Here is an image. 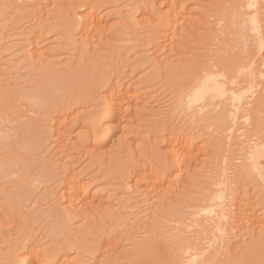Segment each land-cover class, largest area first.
<instances>
[{
	"label": "rangeland",
	"instance_id": "obj_1",
	"mask_svg": "<svg viewBox=\"0 0 264 264\" xmlns=\"http://www.w3.org/2000/svg\"><path fill=\"white\" fill-rule=\"evenodd\" d=\"M248 2L252 6L247 9V19L255 26L258 42L264 44V0H0V132H14L16 123L27 119L35 121L36 129L35 136L27 132L0 142V149L34 161L25 182L34 183L45 163L55 173L49 184L35 182L38 195L27 201L22 181L15 182L11 175L0 172V264L12 246L25 238V244L34 241L42 251L40 260L48 257L46 264H75L82 248L97 251L93 245L96 236L114 228L119 233L114 236L117 241L129 223L130 233L125 237L130 240L129 248L122 245L121 252H109L110 257L106 253L108 259L104 255L107 261L102 263L126 264L123 257H136L137 248L156 222L183 216L201 204L211 205L215 189L224 188L226 182H235L228 194L230 214L237 212L239 204L244 213L239 220L229 215L233 236L264 242V182L251 183L253 187L248 188L240 179L247 168L252 170L251 160L247 161L249 150L262 142L264 146V113L259 114L262 128L254 131L249 126L250 131L240 122L233 130L239 134L236 140L227 143L223 137L229 128L216 121L221 112L216 110L217 101L208 108L204 103L188 109L186 114L193 123L179 122L175 127L184 139L178 147L186 144L189 148L185 157L178 156L177 168L165 175L158 171L155 160L162 161L159 153L163 151L166 156L171 130L176 133L170 121L177 113L178 84L204 65L219 61L231 67L236 59L243 64L247 57L261 54H257L255 66L261 71L250 90L258 93L253 103L264 97V62L260 60L264 50L258 51L255 42L243 46L238 37L230 35L237 32L231 24L234 14ZM231 45L239 47L233 55L236 59L216 57V52ZM112 87L120 91L124 107L122 120L116 123L119 126L107 111ZM44 91H55L53 109H49L51 102L36 108L25 99L24 94ZM71 104L89 116L77 118ZM92 110L101 111L100 117L94 119ZM205 114L210 127L203 130L199 122ZM52 117L56 124H51ZM52 125L56 130H51ZM107 125L116 127L106 143H99L94 134L102 126L109 128ZM38 141L41 149L35 145ZM2 159L0 154V163ZM73 185L87 188L74 206L68 192ZM210 196L207 204L203 202ZM55 204L62 209L71 207L75 214L69 213L71 218L55 215ZM52 226L59 235H50ZM81 239L89 243L81 247ZM68 242L76 243L77 248L70 249ZM20 253L27 256V248ZM100 256L96 253V258L102 259Z\"/></svg>",
	"mask_w": 264,
	"mask_h": 264
},
{
	"label": "bare ground",
	"instance_id": "obj_2",
	"mask_svg": "<svg viewBox=\"0 0 264 264\" xmlns=\"http://www.w3.org/2000/svg\"><path fill=\"white\" fill-rule=\"evenodd\" d=\"M251 6H252V4L248 2L234 14V17L232 18L231 24L233 27H235L237 29V32L235 34H233L231 32L232 34H230V35L235 37V38L238 37L241 40V42H239V44L242 43L243 46H245V45L249 46L250 44H252L254 42L257 43L258 47H259L258 51H261V50H264V44L262 43V41L258 42L259 37L255 33V28H254L255 26L251 25L252 23H250L249 19H247V16H246L247 11H248L247 9H249ZM1 9H0V12H1ZM255 15H257V14H255ZM83 30L85 31L86 29H83ZM233 42L236 43L234 40H233ZM250 48H251V46H250ZM236 49L238 50L239 47L236 45H231L229 48L225 47V48L221 49L220 52H216L215 55L218 59L228 57V58H231L230 60L232 61V60L236 59L235 57H233ZM257 54L251 55L250 57H247L243 64L238 62L239 59L238 60L236 59L234 61V64L231 67L222 66L219 61H214V62H212L213 64H210V65L207 64L206 66L204 65L202 68L198 69L195 74L186 78L183 82L178 84L179 86L176 90V91H178L176 93L177 98L174 101V106H175L174 111L177 113H176V115H172L171 121H170V123L172 125L170 127H173V129H174L173 131L176 130V133L172 132V130H171V133H172V134L170 133L171 138L169 137L170 141L168 140L169 141V145H168L169 148L167 151L165 150L166 156H164V154H165L164 151L163 152L159 151V152H161V153H159L160 154L159 156L161 157L160 160L162 159V161L159 162L158 157L155 159L156 163L158 161V163L156 164L157 165L156 168L158 169V171H160L162 174L165 175V174H168V172L170 170H172L174 168V166H175V168H177L176 167V165H178V164H176L178 162V161L176 162L177 157L178 156L181 157V155L186 153L187 149H189V148H187L188 146H185L186 144L184 146L181 145V147L179 146L180 148L178 147V145L182 139V136H181L182 132L180 133L179 130L177 131V129L175 127L179 122L180 123L182 122V123H185L188 125L190 123H193V121H191L190 117L187 115L188 114L187 111H188V109H193V107H196L200 104L205 103L204 105H206V107L207 106L209 107V106L214 105L217 101V103L215 104L216 110L221 111V112H220V114H217L219 116V117L217 116L218 118L216 116L215 117L217 118L216 121H220V122L223 121L225 128L222 125L221 126L224 129L229 128V134H227V136L223 137L224 140L227 141V143L228 142L230 143L234 139L236 140V138L239 134L238 135L234 134L233 130L235 127H237V125L240 122H242V124H246V126H248V129H249V126H252L253 129L255 128L254 131H258V128H262L261 126L263 124L260 122L261 118L259 117V114L264 113V100H262V99H264V97H260L261 99L258 98L257 100H255L256 103H253L254 98L257 96L258 93L250 90L254 87L253 85H254V82L257 81V75H258L259 71H261V70L257 71L256 70L257 68L255 69V66L258 63L257 62L259 59L258 57L261 55V54H258L259 55L258 56ZM262 58L260 60L264 62V59H262ZM216 62H217V64H216ZM262 64L260 67H263L264 64L263 65ZM261 74L262 73H260L259 75H261ZM118 92H120V91H118L116 87H112L110 90V93L108 95V98H107L108 99L107 111L113 115L112 120L115 122V125H117L121 122V120H122L121 116H123L122 114H123V108H124V107H122L123 106L122 105V98L118 96V94H119ZM54 93H55V91H44V92L39 93V94L27 93L26 95L24 94V96H26L25 99L27 100V102L32 107L38 108L39 106L44 105L46 102H51L49 109H53L54 107H56L55 105H53V104H55V102L53 100ZM251 93H254L255 95H251ZM96 99L97 98H95V100ZM72 107L75 109L74 113L77 115V118H79L83 114H85L86 116H89V114L83 108H81L83 111L80 109V106L78 107V105H75V106L72 105ZM199 109L201 110L202 106H200ZM210 109H212V108H210ZM91 113H92L94 119H96L95 117L99 118L101 115L100 114L101 111H99V110L94 111V112L92 110V111H90V115H91ZM128 115H129V112H128ZM214 115H216V114L214 113ZM190 116H191V114H190ZM204 116H206V114L203 115L202 117H204ZM191 118H193V117L191 116ZM196 118H198V117H196ZM213 118L214 117L211 116V119H213ZM209 119H210V117H209ZM192 120H194V119H192ZM195 120H197V119H195ZM198 120H200V119H198ZM208 121H207V116L204 117V119L200 120L199 127L203 128V130H206V128L210 127V126H208L209 123L207 124ZM50 122H51V124H56L57 120L52 117L50 119ZM212 123H214V119H213ZM34 124H35V121L33 119H27L25 121L19 122L18 124L16 123L14 132H10V131L0 132V142L4 143V141L11 139L13 136L17 137V134L23 135V134H26L27 132H30V134H31L30 136H35L36 135V129L34 127ZM213 125H211V127ZM117 126H119V125H117ZM102 127H99L102 129L98 132H96L97 131V128H96V131H95L96 134H94L95 135L94 139L96 141H98L99 143H106L108 136L110 135V133H112L111 131L113 130V128L115 129L116 126L113 127V125H111V128H110V126H108L109 128L106 127L105 129H104L105 126H102ZM55 128L53 129V125H52L51 130H56ZM220 128H219V130H220ZM224 129L223 130L221 129V131L224 132L225 131ZM51 130H50V132H51ZM236 130H239V129L236 128ZM249 130L251 131V129H249ZM250 131H248V132H250ZM226 132H227V130L225 131V133ZM238 133H240V132L238 131ZM252 133L254 134L253 131H252ZM257 133L258 132H256V137L254 136V137H252V139L253 138H254V140L257 139ZM244 134L246 135V133H244ZM250 134L251 133H248V135H250ZM222 135L224 136V134H222ZM263 135H264V133H263ZM244 136L241 135L240 138L242 137L241 139H243ZM251 136H253V135H251ZM259 136H258V138H260ZM186 137L187 136H185L184 138L186 139ZM220 137H222V136H220ZM191 138H193V137H191ZM261 138H262V136H261ZM246 140H248V138ZM254 140L252 142H254ZM182 141H184V139H182ZM186 141H188V140L186 139ZM258 141H260V140L258 139ZM256 142H254V143H256ZM252 144L253 143H251V145ZM262 144H263V142H262ZM262 144H257V145L253 144L255 146H253V148L249 150L250 159L247 161L251 160L252 164L250 167L252 170L249 171L248 168L246 169L247 171H245V172L243 170L244 173H243L242 177L240 178L243 182L247 183L248 188H249V186H251V183H253V184L258 183L259 184V182H262V183L264 182V162L262 161V158H264V146ZM35 145L37 146L38 149H41L42 142L38 141L35 143ZM190 145H191V143H190ZM230 145H232V144H230ZM249 148H250V145H249ZM0 154L3 156L2 162L0 163L1 175L2 176L11 175V177L13 178V180L15 182H17V180H21L22 185H23L22 195L25 197L26 196L29 197L26 199L27 201L38 195L37 186H36V184H34L35 182L41 183L42 181H44L45 184H49L52 182V177L55 173H54L53 169H51L50 166H48L46 163L42 167V174L36 175L37 178L33 181L34 183H32L30 181L25 182V179L27 180L26 177L29 176V174L32 172V169L35 165L34 161L29 159V158L23 157L22 155L20 156V154L17 153L16 151L15 152L11 151L10 153H7V152L4 153L3 149H0ZM161 154H162V156H161ZM183 156L185 157V155H183ZM225 157H227V156H225ZM181 158H183V157H181ZM247 159H248V157H247ZM240 160H242V158ZM239 162L241 163V161H239ZM242 162H243V160H242ZM229 163H230V161L227 163L226 166H229ZM242 165L244 166L245 164L243 163ZM242 165L239 164L240 168ZM246 167H247V165H246ZM250 167H249V169H250ZM226 170H228L227 167H226ZM160 172H159V174H160ZM227 172L229 173L230 171H227ZM153 173H154V171H153ZM159 176H161V174L158 175V177ZM222 176H223V173H222L221 177ZM72 179H74V178H71V180ZM225 179H226V177H225ZM160 180H161V178H160ZM156 181H157V179H156ZM156 181H154V182H156ZM219 182L217 184H219ZM227 183L228 182H226L224 184V185H226V186H224V188L219 186V189H215L217 191L214 190L215 191L214 195L210 194L213 196V200H214V201L212 200L213 202L210 201V202H212L211 205L210 204H208V205L201 204V205H199V208L197 210L194 209L195 211L192 210L191 212L189 211V213H184L183 216L173 215V216H171L173 218L169 217L170 219L168 217H166L169 220H166L163 217L162 220H166V221H158L153 226L151 225L152 227H150V229L147 231L148 233L146 232L148 234V236L146 235L147 238H145L146 239L145 242L143 241V243H142L143 246L141 245L140 246L141 248H139V249L137 248V251L135 252L136 257H134V259H130L127 256L123 257L124 259L127 260L126 264H264V242H262L263 240H261V238H258V240L251 239L248 242L246 240H243L244 239L242 237L243 235L242 236H240V235L233 236L234 233L231 231L232 230L231 229L232 228L231 227V225H232L231 220L233 219L232 216L235 218H238L237 220H239V218L243 219V217H241L243 212H241L242 209H240V207H242V206L239 207V205H240L239 204L238 208L236 210L237 212H234L232 210L234 213H233V215L230 214V212H229V210H230L229 209V202H230L229 199L231 197L229 195H231V194H229V191L233 190L232 186L234 185L235 182H233V183L231 182L232 184H230V185H228L229 183L228 184ZM260 185H261V183H260ZM262 185H264V184H262ZM247 186L245 185V187H247ZM251 187H253V186H251ZM257 187L259 188L260 186L257 185ZM86 191H87V188L81 187V189H78L76 186L73 185L71 187V190L68 191L69 193H71L73 195V197L70 198V203H71L70 205H73V206L77 205L78 202L80 201V196L85 195ZM234 193H235V191H234ZM233 195H235V194H233ZM212 196L207 197L206 199L203 200V202H205V200H208V201L211 200ZM239 200H241L240 197H239ZM53 208L55 209L54 210L55 215H60V216L64 217V216H67L69 213L75 214V212L72 211L71 207L62 209L61 205L55 204L53 206ZM232 208L233 207H231V209ZM66 210H68V211L66 212ZM232 211H231V213H232ZM47 214L49 215L48 212H47ZM50 215H51V217L54 216L52 214H50ZM229 215H232V216H229ZM46 217L48 219V216H46ZM158 217H159V215H158ZM69 218H71V217L69 216ZM42 219H45V218L42 217ZM157 219H159V218H156V220ZM242 219H240V220L242 221ZM70 220L71 219H69V221ZM237 223L240 224L239 221ZM243 224L241 223L240 225L242 226ZM50 230H51L50 235L51 234L59 235L57 233L58 229L53 227ZM117 233L118 232H116V229L111 228L108 232L101 233L100 236H96V238L93 240V243H94L93 245L96 246L97 251L95 252V251H89L88 250V252H87L86 250H84L85 247L82 248L83 252H80V256L78 258H76V260H75V264H102L103 262H105L106 258L111 253L119 254L118 251H120V249L122 248L121 247L122 245L124 247L126 246V248H129V247H127V245L130 246V244H127V243L130 240H128V242H127V238L125 239V237H127L128 234L130 233L129 223L126 224L125 229L122 232L123 234H121V236L120 235L118 236L117 241H114V236ZM249 234L250 233H248L247 236H249V238H251ZM26 241L27 240L25 238L24 240L21 241V239H20V242L15 243L12 246V250H11L10 254L6 255L5 258L3 259V264H46V261L47 260L49 261L48 257H44L43 260H40L42 251L39 249V247L35 244L34 241H31V243H29V244H25V243H27ZM121 241L123 244H121ZM87 242L89 243L88 239H81V242H80L81 247L86 246ZM131 243H133V242H131ZM68 245H71L70 249H76L77 248L76 243L71 244V242H68ZM104 247L107 249L104 250L105 249ZM25 248H27L28 255L27 256L25 255L26 257L25 256L22 257V256H20L21 255L20 252L23 251ZM134 248L136 249L135 246H134ZM135 249H133V250H135ZM125 251H127V250H125ZM130 251L132 252V250H130V249L127 252H130ZM109 252H110V254H108ZM96 253L102 255V257L100 256L102 259L96 258ZM106 253L108 255L107 257L105 255ZM114 254H112L111 257H113ZM104 255L106 258L104 257Z\"/></svg>",
	"mask_w": 264,
	"mask_h": 264
}]
</instances>
